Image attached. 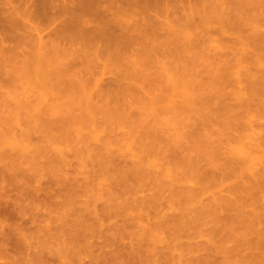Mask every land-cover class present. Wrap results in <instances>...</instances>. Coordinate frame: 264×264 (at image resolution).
<instances>
[{
    "label": "rangeland",
    "instance_id": "obj_1",
    "mask_svg": "<svg viewBox=\"0 0 264 264\" xmlns=\"http://www.w3.org/2000/svg\"><path fill=\"white\" fill-rule=\"evenodd\" d=\"M41 262L264 264V0H0V264Z\"/></svg>",
    "mask_w": 264,
    "mask_h": 264
},
{
    "label": "bare ground",
    "instance_id": "obj_2",
    "mask_svg": "<svg viewBox=\"0 0 264 264\" xmlns=\"http://www.w3.org/2000/svg\"><path fill=\"white\" fill-rule=\"evenodd\" d=\"M11 158H12V159H11V160H12V162L14 163L13 157H11ZM14 159H16V157H15ZM6 161H7V160H6ZM13 163L9 162V163H7V164H8V165L10 164V166H11V165H13ZM7 164H5V166H4V167H7V166H6ZM41 263H42V262H41ZM42 264H43V263H42Z\"/></svg>",
    "mask_w": 264,
    "mask_h": 264
}]
</instances>
